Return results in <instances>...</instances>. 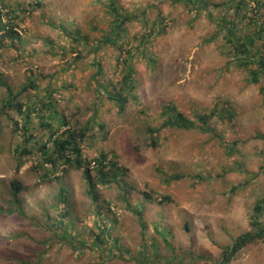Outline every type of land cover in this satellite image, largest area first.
<instances>
[{
	"label": "rangeland",
	"instance_id": "374dc122",
	"mask_svg": "<svg viewBox=\"0 0 264 264\" xmlns=\"http://www.w3.org/2000/svg\"><path fill=\"white\" fill-rule=\"evenodd\" d=\"M118 1L130 9L154 4L146 17L154 21L160 10L169 26L152 42L148 53L134 57L137 97L123 112L108 100L105 88L97 90L93 52H84L81 60L71 62L77 55L71 51L76 45L73 34L90 32L96 37L98 31L92 26L109 22L101 2L0 0L3 27L16 30L0 43V264H99L100 245L92 242L104 227L111 229L103 237L108 242L103 247L117 242L138 256L143 222L148 243L156 234L153 223H160L170 230L178 251L205 254L210 259L197 264H214L221 259L224 246L253 230L251 219L264 197V137L259 136L264 135V101L260 85L250 83L247 71L223 55L224 41L205 42L217 32L218 10L209 17L168 0ZM248 1L254 5L253 0ZM7 10L13 14L6 15ZM249 14L261 20L264 9L253 13L251 9ZM144 23L128 24V34L140 35ZM150 24L145 23L144 29ZM63 48L68 54L62 53ZM115 53L116 48L104 52L106 81L120 75L121 68L112 61L115 57L109 60L107 56ZM150 57L157 58L156 64L149 62ZM68 66L69 72L62 71ZM32 74L40 98L46 99L47 88L59 89L52 99L71 126L85 125L95 111L106 122L103 131L94 127L87 132L82 142L84 157L92 160L101 152H114L128 171L120 184L96 186L97 201L86 194L83 168L64 169L62 165L43 182L35 170L42 163L38 148L30 146L34 155L18 156L11 151L24 138L9 120L17 113L4 107L7 92L1 82L18 91ZM227 101L236 107L235 119L214 118L210 132L163 126V111L169 105L195 119ZM33 122L39 140L47 141L53 132L44 133ZM150 129L155 130L154 136ZM174 174L183 177L167 182ZM13 182L22 188L17 197L11 193ZM61 189L67 190L69 200L59 206ZM144 191L154 198L169 194L173 200L163 204L148 200ZM67 210L65 222H72V235L80 242L82 253L59 240L55 227ZM261 212L264 219V210ZM49 237L57 239L53 247L47 243ZM163 252L171 253L166 247ZM106 264L137 263L114 259ZM230 264H264V241L242 248Z\"/></svg>",
	"mask_w": 264,
	"mask_h": 264
},
{
	"label": "trees",
	"instance_id": "16d2710c",
	"mask_svg": "<svg viewBox=\"0 0 264 264\" xmlns=\"http://www.w3.org/2000/svg\"><path fill=\"white\" fill-rule=\"evenodd\" d=\"M98 1L102 3V10L105 15L110 17L109 22L100 26H92L91 29L98 31L96 37H91L90 32L84 35H81L80 32L73 34L76 45L71 51H76L77 55L71 62L75 63L81 60L84 52L87 54L93 52L95 58L93 67L97 70L95 78L98 79L97 90L100 87L105 88L108 100L112 101L119 111L123 112L127 109L128 103L137 97L134 57L141 53H148L147 51L149 46H152V42L165 34L169 26L168 23H165L160 10L158 11L160 16L154 21L146 17L150 12L149 9L156 6L154 4H149L144 8L137 7L130 9L128 7L125 8L118 0ZM168 1L172 4L183 3L187 7H190L191 10H196L198 15L201 12H206L209 17H212L213 12L218 10L220 17L215 22L217 32L205 40V42H212L217 38H221L224 41L221 47L223 55L228 58L230 63L247 71L250 83L260 85V93L264 101V15L262 14L261 20H255L252 16H248L251 9L252 13L259 9H264V2L253 0L254 5H252L248 0H223L221 2L213 0ZM2 3L7 9L6 3L4 1ZM249 6L252 8L250 9ZM8 13L9 15L13 14L12 11L7 10L6 15ZM138 21L151 22V24L144 29L146 27L144 23L142 30L139 31L140 35L135 37L130 36L128 34V24H134ZM9 25L11 26L12 24L10 23ZM15 31L14 27L7 26L4 28L0 18V43L7 35L15 33ZM111 48H116V53L114 55H107L108 59L112 60L115 57L112 61L121 70L117 78L106 81L104 79L106 72L103 65V60L106 57L104 52ZM62 53L68 54V51L63 48ZM149 62L156 64L157 58L150 57ZM69 67L71 66L62 68V71L69 72ZM35 78L36 75L32 74L26 84L18 91H15L8 84H4L5 82H1L6 87L7 92L4 107L17 113L16 118L10 116L9 120L14 123L16 132L21 133L22 139L24 138L11 151L18 156L26 154L34 155L35 151L33 148H38L41 151L39 159L42 158V163L35 170L43 182H48L50 173L56 172L62 165H64V169L73 166L78 169L83 168L86 194L95 202L98 199V195L95 192L96 186L108 187L113 183L120 184L125 181L128 171L118 162L117 155L114 152H101L98 157L92 160L84 157L82 142L85 140L87 132L91 131L94 127H99L103 131L106 127V122L100 117L101 114L95 111L94 116L85 125L80 127L71 126L66 116L60 112L57 100L55 98L52 99V95L58 92L59 89L47 88L45 89L46 99L40 98V89L35 82ZM65 86L67 87V85ZM163 115L166 117L163 126L210 132L212 130L210 122L214 118H227L229 121H233L236 117V107L231 101H227L223 106H216L210 112L206 111L197 114L195 119H191L183 112L178 111L175 106L169 105L163 111ZM33 121H36L39 126L43 127L44 133L47 130L53 132L47 141L41 142L39 140L40 132L35 131L36 127ZM55 124L58 125L57 129L54 128ZM154 131V129L149 130L151 136H154ZM54 134L57 135L53 137ZM259 136L264 137L261 134ZM152 140H154L153 144L155 145L156 139L153 137ZM30 146H33V148H30ZM228 147L230 148L232 145H228ZM234 149H236V145ZM92 169L95 171L94 175L92 174ZM182 177V174H174L168 176L166 181L170 182V180H178ZM12 185L11 193L14 197H17L22 188L18 182H13ZM123 190L124 192L128 191L124 186ZM143 195L148 200L154 199L161 204L169 203L173 200V197L169 194H164L161 198H154L151 193L144 191ZM68 200L69 194L67 190L61 189L58 205H66ZM263 204L264 197L262 201H259V206L254 211L256 214L251 219L253 230L240 234L233 239L231 244L224 246L221 259L214 264H230L242 248L258 240L264 241V219L260 216L262 214L261 211L264 210ZM136 212L138 213L139 210L137 209ZM18 215H22L21 210H19ZM68 215L69 211L67 210L62 220L58 223L59 225L55 227L58 230L59 240L61 243L68 242L73 249L82 253L80 242L74 240L75 238L72 235L70 228L72 222L70 220L65 222V218ZM144 223H142L143 235L141 234L143 243L138 245V248L140 246L138 256L132 255L131 248L118 245L117 242H113V246L110 248L107 246L106 248L103 247L105 243L108 244L107 240H104L103 237L107 235L111 228H102L92 242L95 245L97 243L100 245L99 253L102 262L99 264H106L114 259H128L137 264H197L210 259L205 254H198L191 250L185 251L182 249L178 251L177 247L173 244L174 237L170 233V230L155 222L153 223L155 233L162 238L166 249L171 252L170 254L164 253L163 249L165 247L162 246L156 234H152L151 243L147 242V225ZM49 238L50 240L47 243L53 247L57 239L53 237Z\"/></svg>",
	"mask_w": 264,
	"mask_h": 264
}]
</instances>
